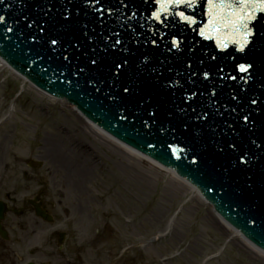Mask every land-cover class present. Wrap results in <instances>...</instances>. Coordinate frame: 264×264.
Segmentation results:
<instances>
[{"label":"rangeland","instance_id":"obj_1","mask_svg":"<svg viewBox=\"0 0 264 264\" xmlns=\"http://www.w3.org/2000/svg\"><path fill=\"white\" fill-rule=\"evenodd\" d=\"M53 106L54 98L11 70L0 82V187L16 206L42 189L55 218L48 223L30 212L11 216L16 260L67 264L56 245V233L64 231L63 250L75 253L72 264H110L125 249L122 261L136 253L131 242L166 231L190 190L148 158L98 140L88 121L65 101L45 120ZM228 234L233 229L194 194L175 216L165 241L139 248L152 264H264V255L241 236L226 244Z\"/></svg>","mask_w":264,"mask_h":264},{"label":"water","instance_id":"obj_2","mask_svg":"<svg viewBox=\"0 0 264 264\" xmlns=\"http://www.w3.org/2000/svg\"><path fill=\"white\" fill-rule=\"evenodd\" d=\"M227 2L235 6L238 0H227ZM65 3L71 7L72 4L79 5L80 0H0V15L5 16V25H0V57L39 90L59 98H54V106L47 110L45 120L52 118L53 112L59 107V101H63L60 99H65L92 122L89 124H93L94 129L104 130L129 147L174 170L179 177L193 185L178 178L181 183H187L191 190L175 209L174 214L169 217L166 231H157L153 233L152 237L131 242L130 249H136V253H127L119 264H135V261L140 264H152L139 247H147V244L165 241L169 237L175 216L181 212L182 207L188 200H191L194 194L201 198L199 191L216 213L247 240L264 251V111H261L264 109V73H258L255 81H250L249 84H245L240 79L236 81L219 79L215 72L217 66L224 69L223 74L240 75L234 72L231 67L235 62L233 57L239 54L235 51L236 45L231 41L228 42L226 49L221 50L217 48L215 39H205L199 35V29L204 27L208 20L205 15L207 0H198L193 8L181 6L170 8L167 13L161 12L162 22L154 20L151 16L153 11H157L161 7L156 3V0H123V3L127 5L126 8L121 6V0H102L103 7L112 9L111 15L105 14L103 25L97 20L90 23L89 28H95L98 32L105 31L108 34L113 31L119 32L124 44L132 49L131 53H125V55L140 56V53H144L149 57V60L154 61V66L163 71V78L159 81L155 92L166 102L179 104L185 95L184 90L193 87L191 82L186 83L189 71L187 64L191 61V70L197 72V77L194 79L198 81V87L204 91V96L200 99L203 100V106L207 107L213 115V119L209 121L210 127L223 125L225 120L233 127H244L242 121L239 125L234 122L235 114L228 116L225 111V106L229 109L234 106L227 102L236 86L246 90L241 95L255 97L260 103V108H256L252 112L255 117V126L245 131L243 136L237 131L235 137L231 133L225 137L228 140L235 138L240 144V148L233 149L229 153L217 154L211 140H208L206 144L199 137L193 140L179 132L173 139V134L167 131L169 128L167 124H165V131H160L159 125L153 126L149 130L142 127L139 122H133L131 117L127 121L121 119L116 105L105 99L108 93L107 87L95 82L89 83L88 76L81 75L79 78L69 76L74 70L73 65L84 66L87 64L83 53L89 51L88 47L80 51L73 49L77 58L70 55L71 63L64 62L68 65L67 71L61 66L60 61L63 60V57L60 58V61H57L55 57L50 59L49 55L51 54L46 53L44 48L34 46L30 37L33 30L38 36L42 35L38 32V26L42 27V25L37 17L46 19L43 17V12L48 11L49 7L52 12H56ZM179 11L194 16L197 23L190 25L181 21L175 15ZM87 12L86 8L83 11L79 7L73 9L74 15L78 13L77 26L92 19L87 15ZM255 14L261 37L257 42L259 50L260 46L264 44V13L256 10ZM33 21L35 23L32 28H28L29 23ZM7 27L13 28V31L8 32ZM173 35L181 41V50L169 53L167 45ZM153 39L157 41L155 46L150 43ZM83 42L87 44L86 40ZM211 56H216L217 59L213 61ZM143 59L144 57L140 56V60ZM200 59L204 60L203 64L199 62ZM261 59H264V56ZM161 63L164 68H161ZM5 67L1 61L0 73ZM166 68H171L172 71L167 72L164 70ZM208 69H212L211 79L200 83L199 81L203 80L200 73ZM9 70L7 68L0 76V82L3 78H7ZM244 75L247 78V75ZM169 76L172 77L171 80L167 79ZM97 88L102 90L98 92ZM168 89L174 91L169 92ZM213 91L217 95L210 100ZM187 103H192V101ZM68 106L73 112H78L73 106L69 104ZM217 106H220L224 116L216 113ZM193 107H196V104H193ZM241 107H244L245 111L248 110L246 101H241ZM84 121L87 120L84 119ZM190 123L194 125L197 123L194 115ZM197 131L198 129L193 128L194 135ZM225 131H227L226 128ZM111 136L110 138H113ZM217 139L220 137L217 136ZM121 142L118 143L122 144ZM168 143H171L172 148H175V154H173L172 148L168 147ZM241 149L246 152V159H250L251 163L238 167L236 156ZM135 150L133 152H136ZM253 165L255 166L253 167ZM158 167L160 165L156 163V168ZM172 170H170L171 174H175ZM202 201L206 203V206L208 205L203 199ZM211 211H213L212 208ZM214 216L218 217L215 213ZM220 221L223 222L221 218ZM229 228L231 227L229 226ZM163 232L166 233L160 236ZM236 236H240V234L233 230V234H228L225 243L232 242ZM249 245L253 250H259L251 244ZM259 252L264 254L261 250Z\"/></svg>","mask_w":264,"mask_h":264},{"label":"snow or ice","instance_id":"obj_3","mask_svg":"<svg viewBox=\"0 0 264 264\" xmlns=\"http://www.w3.org/2000/svg\"><path fill=\"white\" fill-rule=\"evenodd\" d=\"M197 2L198 0H156V3L161 7L159 10L153 11L151 16L154 20L162 22L161 12L167 13L170 8L181 6L193 8ZM121 6L127 7L123 0H121ZM77 7L81 11L85 8L88 9L87 15L92 17L91 20L80 26H77L78 13L73 14V9ZM256 10L264 13V0H238L235 6L227 0H207L205 15L208 20L204 27L199 29V35L205 39H215L217 48L221 50L226 49L228 42L231 41L236 45L235 51L239 54L233 57L235 62L231 67L234 72L240 75L223 74L224 69L217 66L215 72L219 79L223 81L240 79L245 84H249L250 81H255L258 73H264V59H261L264 56V44L260 46L259 50L257 49V42L261 37L257 28ZM111 12V8L103 7L102 0H80L79 5L72 4L71 7L65 3L56 12H52L51 7H49L48 11L43 12V17L46 19L37 17L40 20V25H42V27L38 26V32L42 35L38 36L33 30V34L30 36L32 43L36 47L44 48L46 53H50V59L55 57L57 61H60V58L63 57V60L60 61L61 66L67 71L68 65L64 62L71 63L69 61L70 55L77 58L73 49L80 51L88 47L89 51L83 53L87 64L84 66L73 65L74 70L68 75L77 78L81 75L88 76L87 81L89 83L95 82L107 87L108 93L105 99L116 105L121 119L127 121L131 117L133 122H139L142 127L149 130L153 126L159 125V130L165 131V124H167L169 125L167 131L173 134V139H175V134L179 132L193 140L199 137L206 144L208 140H211L217 154L229 153L233 149L240 148V144L235 138L228 140L225 137L229 133L235 137L237 131L243 136L245 131L255 126V117H253L252 112L256 108H260L258 100L255 97L241 95L246 90L236 86L227 102L234 106L230 109L225 106V111H227L228 116L235 114L234 122L239 125L242 121L244 127H233L227 120L223 122V125L210 127L209 121L213 119V115L207 107L203 106V100L200 98L204 96V91L198 87V81L194 79L197 77V72L191 70L192 63L189 61L186 83L191 82L193 87L184 90L185 95L179 104L166 102L155 92L159 81L163 78V71L154 66V61L149 60V57L144 53H140V56L144 57L143 60H140V56L133 54L125 55V53H131L132 49L124 44L119 32L113 31L108 34L105 31L98 32L95 28H89V24L97 20L103 25L105 14L111 15ZM175 15L187 24L194 25L197 23L194 16L186 15L183 11L176 12ZM33 23L35 21L29 23L28 28L31 29ZM0 25H5V16L3 15H0ZM7 31L12 32L13 28L7 27ZM85 40L87 44L83 42ZM150 43L155 46L157 41L153 39ZM180 50L181 41L173 35L167 45V51L171 53ZM229 54L231 55V53ZM210 58L213 61L217 59L216 56ZM199 62L203 64L204 60L200 59ZM150 65L152 66L150 67ZM161 68H164L162 63ZM164 70L172 71L171 68ZM211 72L212 69L202 71L200 75H202L203 80L199 82L203 83L210 80ZM244 74L247 75V78ZM167 79L171 80L172 77L169 76ZM101 90V88L96 89L98 92ZM168 91L173 92L174 90L168 89ZM216 95V92L213 91L210 100L214 99ZM188 101H192V103H187ZM241 101H246L247 111L241 107ZM193 104H196V107H193ZM216 113L224 116L220 106L216 107ZM193 115L197 122L195 125L190 123ZM137 118H139L138 121ZM193 128L198 129L195 135ZM217 136L220 139H217ZM206 137L207 139H205ZM168 147L172 148V144L168 143ZM172 151L175 154V148H172ZM246 155V152L241 149L236 156L238 167L251 163L250 159H246Z\"/></svg>","mask_w":264,"mask_h":264},{"label":"flooded vegetation","instance_id":"obj_4","mask_svg":"<svg viewBox=\"0 0 264 264\" xmlns=\"http://www.w3.org/2000/svg\"><path fill=\"white\" fill-rule=\"evenodd\" d=\"M29 164V168L32 169V161L29 160L27 161ZM22 177L26 178L25 180H29L30 177L28 174L25 175V173H22ZM5 188L0 187V213H1V231H2V236L0 234V264H18V261H21L22 258L19 257V260L17 261L16 258L18 256V253L12 250V245H14V237L12 236L13 232V220H12V215L16 217H20L26 212L33 213L32 207L33 204H39L40 207L45 210V212L53 215L51 212L48 210L49 204L46 202V200L43 197L42 189H36L35 191L32 192L31 195L26 196L22 199V203L20 206H16V201L12 199L10 196L9 192L4 193ZM15 203V204H14ZM53 206V204H51ZM34 214V213H33ZM35 215V214H34ZM52 220L54 221V216H52ZM43 220V219H41ZM57 249L60 252V257L66 261L67 264H72L73 262L76 263L75 253L72 252L67 253L64 252L63 249L58 248ZM37 248V252H38ZM121 257L117 256L111 261L110 264H117L120 261ZM34 262V261H33ZM26 262H24L25 264ZM35 264H49L45 263V261L41 260V262Z\"/></svg>","mask_w":264,"mask_h":264},{"label":"bare ground","instance_id":"obj_5","mask_svg":"<svg viewBox=\"0 0 264 264\" xmlns=\"http://www.w3.org/2000/svg\"><path fill=\"white\" fill-rule=\"evenodd\" d=\"M0 64H1V61H0ZM89 123V122H88ZM89 126L92 128V129H94V126H93V124H89ZM94 134L96 133V134H98V140H100V141H102V142H104V141H106V140H110L111 142H113V143H115L116 145H118V146H120V147H123V148H126L129 152H131V153H133V154H138L137 152H133V149H131V148H129V147H127L126 145H123V144H120V143H118V141L117 140H115L114 138H110V136L109 135H106V133L105 132H103V131H100V130H96V129H94ZM139 155V154H138ZM141 155H139V157H140ZM142 157V156H141ZM144 157V156H143ZM145 158H148V157H145ZM153 161V160H152ZM154 162V161H153ZM155 163V162H154ZM156 164V163H155ZM170 171V170H169ZM176 177H177V175L176 174H174ZM186 185H187V189L188 190H191V188H189V186H188V184L187 183H185ZM198 196V195H197ZM199 197V196H198ZM200 198V197H199ZM201 199V198H200ZM220 219V218H219ZM256 251H258L259 252V250H256ZM260 253V252H259ZM260 254H263V253H260ZM264 255V254H263Z\"/></svg>","mask_w":264,"mask_h":264}]
</instances>
